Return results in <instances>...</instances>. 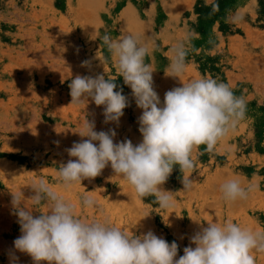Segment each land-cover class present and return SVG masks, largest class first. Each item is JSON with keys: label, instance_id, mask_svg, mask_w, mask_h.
Wrapping results in <instances>:
<instances>
[{"label": "rangeland", "instance_id": "374dc122", "mask_svg": "<svg viewBox=\"0 0 264 264\" xmlns=\"http://www.w3.org/2000/svg\"><path fill=\"white\" fill-rule=\"evenodd\" d=\"M105 33L132 34L149 47L146 62L162 103L166 91L200 77L226 83L246 102L245 117L212 152L201 145L193 153L191 192L182 191V173L174 168L162 186L174 193V208L162 210L153 197H137L110 165L69 191L57 181L58 167L74 159L66 149L82 139L77 132L85 118L95 122L96 131L114 129V142L142 140V110L102 43ZM182 41L186 68L174 78L172 48ZM85 60L92 61L91 70L81 66ZM97 74L115 79L116 90L129 100L119 126L105 124L103 106L90 98L71 104V79ZM40 178L76 204L82 219L107 218L135 235L152 230L176 241L178 257L208 221L231 220L264 231V0H0V264H11L12 255L18 264H33L14 248L21 232L12 194L22 191L31 207L29 184ZM230 178L256 188L247 200L226 202L220 185ZM85 194L98 208L80 207ZM254 255L256 264H264V253Z\"/></svg>", "mask_w": 264, "mask_h": 264}, {"label": "clouds", "instance_id": "9594fccd", "mask_svg": "<svg viewBox=\"0 0 264 264\" xmlns=\"http://www.w3.org/2000/svg\"><path fill=\"white\" fill-rule=\"evenodd\" d=\"M101 40L142 110L138 118L142 140L135 145L129 139L114 142V129L96 131L95 122L85 118L83 130L77 132L82 139L66 149L74 159L58 167L57 181L69 191L83 180L101 175L110 165L114 176L127 181L137 197H153L162 210L174 208V193L162 187L174 168L178 166L182 173V191L191 192L195 183L190 179L195 169L193 153L201 145L212 152L245 117L246 102L226 83L200 77L166 91L162 103L153 86V69L146 62L149 47L132 34L113 38L105 33ZM172 52L169 76L179 78L186 68V42L175 44ZM81 66L91 70L92 61H82ZM114 81L104 74L76 75L68 85L71 104L90 98L96 106H103L105 124L119 126L129 100L122 89L116 90ZM29 186L31 207L25 206L22 191L12 194L21 232L13 244L16 251L29 255L33 264H256L254 253H264V231L227 220L201 225L178 257L176 241L169 243L152 230L135 235L107 218L82 219L76 204L59 195L44 178ZM255 188L245 187L238 178L220 185L223 199L229 203L247 200ZM41 205L46 210H38ZM79 205L82 209L99 206L89 194L79 198ZM18 259L12 255L11 264H18Z\"/></svg>", "mask_w": 264, "mask_h": 264}]
</instances>
